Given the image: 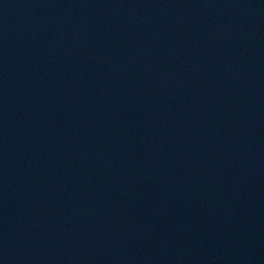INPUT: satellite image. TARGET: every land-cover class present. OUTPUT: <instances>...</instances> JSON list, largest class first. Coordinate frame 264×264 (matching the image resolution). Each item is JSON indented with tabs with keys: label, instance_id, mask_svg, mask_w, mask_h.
Listing matches in <instances>:
<instances>
[{
	"label": "water",
	"instance_id": "water-1",
	"mask_svg": "<svg viewBox=\"0 0 264 264\" xmlns=\"http://www.w3.org/2000/svg\"><path fill=\"white\" fill-rule=\"evenodd\" d=\"M0 264H264V0H0Z\"/></svg>",
	"mask_w": 264,
	"mask_h": 264
}]
</instances>
